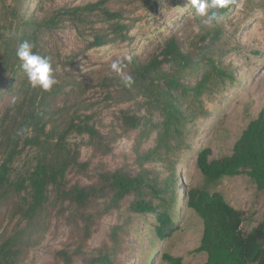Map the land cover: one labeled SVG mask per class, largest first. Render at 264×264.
<instances>
[{
    "label": "trees",
    "instance_id": "16d2710c",
    "mask_svg": "<svg viewBox=\"0 0 264 264\" xmlns=\"http://www.w3.org/2000/svg\"><path fill=\"white\" fill-rule=\"evenodd\" d=\"M31 1L13 0L3 3L0 9V148L5 153L0 163V200L11 190L22 194L13 211V218L18 217L19 229L0 240V264H22L23 254L42 243L50 201L54 205L68 202L71 212L67 220L73 229L72 242L57 252L55 264H74L78 258L83 264H115L106 242L96 249L89 248L88 241L97 230L99 220L121 208L128 196H134L127 207L128 214L125 211L127 216L153 212L159 222L157 235L169 237L176 229L169 207L170 201L175 200L171 181L163 182L154 169H134L125 163L115 170L102 171L96 182L68 186V169L89 165L80 160L78 142L74 149L70 147L69 137L73 133L86 134L88 143L107 155L130 132L138 130L136 139L141 143L157 131L155 146L143 152L137 150L136 163L163 159V155L171 153L172 141L182 131L185 116L178 93L198 98L207 91V83L213 78L233 79L232 72L219 66L210 55L209 49L220 38V30L214 22L202 38L209 36V41L201 48L186 46L179 36L172 34L162 38L163 45L157 53L143 56L133 52L132 61H124V72L131 74L135 81L129 88L111 69L112 62L124 56L113 57L100 68L83 72L76 55H64L51 40L54 31L68 21L79 32L90 25L92 38L86 42L88 48L113 43L123 47V43L134 39L130 36L134 24L124 20L122 10L112 9L108 0H97L53 9L45 16L29 15ZM251 1L244 0L248 12L253 9L249 6ZM236 2L232 0L228 8L222 9V16ZM44 3L38 4V12L45 10ZM94 14L98 16L96 20L90 18ZM97 23L108 24L110 32H103L101 27L96 29ZM25 40L35 45V52L51 58L59 81L51 91L34 89L28 82L16 55L19 44ZM203 62L207 68L203 67L200 80L195 86L187 85L182 80L184 73L200 69ZM169 63L172 70L165 68ZM94 81L106 91L105 98L116 103L139 96L144 98V103H137V110H120L117 117L120 131L114 128L105 134L93 120L94 113L79 114L87 87L94 85ZM66 94H72L76 100L68 108L66 100L62 101L63 105L59 104ZM143 104L148 107L144 115L138 112ZM154 111H159L162 121L155 122ZM22 128L27 132L17 135ZM26 148L33 150V161L13 179V164ZM196 163L204 184L188 189L187 205L203 219L201 241L195 248L196 252L207 254L203 264H264V219L251 230H244L245 212L234 207L217 190L224 178L246 174L258 190L264 191V111L248 123L232 153L213 158L212 148L204 147L198 151ZM162 257L169 264H186L181 256L164 253Z\"/></svg>",
    "mask_w": 264,
    "mask_h": 264
},
{
    "label": "rangeland",
    "instance_id": "374dc122",
    "mask_svg": "<svg viewBox=\"0 0 264 264\" xmlns=\"http://www.w3.org/2000/svg\"><path fill=\"white\" fill-rule=\"evenodd\" d=\"M12 1L0 0V9L3 3L9 4ZM93 1L97 0H32L28 12L29 15L45 16L53 9ZM39 3H44V11L38 12ZM107 4L114 10H122L124 20L134 24L130 31V36L134 38L131 43L128 40L123 43V47L113 43L88 48L86 42L92 38L90 25L84 26L82 32H79L68 21L65 26L56 29L51 38L64 55H76L83 72L88 68H100L113 57L133 52L143 56L157 53L161 50L163 39L172 34L179 36L186 46L196 48H201L209 41V36L202 38L211 26L202 23L203 18L196 15L188 0H108ZM249 6L253 9L248 12L245 10L244 0H237L229 12L216 22L220 38L209 49L216 63L232 72L233 79L213 78L207 83V91L198 98L178 93L179 105L185 116L182 131L172 141L171 153L163 155V159L136 163L137 150L143 152L155 146L157 131L141 143L136 139L138 130L130 132L116 142L114 151L107 155L101 154L93 144L88 143V135H70V147L74 149L78 142L81 149L80 160L89 162V165L70 167L66 176L68 186L77 182H96L102 171L115 170L125 163H129L134 169H154L163 182L171 181L175 200L170 201L169 207L176 229L169 237L160 238L157 235L156 226L159 222L155 213L127 216V207L134 196H128L121 208L99 220L97 230L88 241L89 248L96 249L106 242L115 264H169L162 257L164 253L181 256L186 264H203L206 261L205 252L195 251L201 241L203 219L187 205L188 189L204 184V177L196 163L198 151L211 147L213 158L232 153L236 140L248 123L264 111V0H252ZM90 18L96 20L98 16L94 14ZM100 27L103 32H110L108 24L102 26V23H97L96 29ZM202 65L198 70H187L182 80L187 85L195 86L202 77L203 67L207 68L204 62ZM171 66L169 63L165 68L172 70ZM96 82L98 81H94V85H88L79 114L94 113L93 120L97 121L96 125L105 134L114 128L120 131V121L117 118L120 110H137V103H144V98L139 96L116 103L105 98L106 91ZM70 88L71 86L66 90ZM64 100L67 102L66 108L73 106L76 101L72 94L63 95L59 104L63 105ZM92 102L95 104L88 105ZM147 108L143 104L138 112L147 114ZM154 120L162 121L159 111H154ZM1 150L0 148V163L5 157ZM33 156V150L26 148L16 158L13 179L17 174L25 172L31 165ZM217 190L234 207L245 212L244 230H251L264 219V191L258 190L248 175L226 177ZM21 197V193L11 190L0 200V240L19 229L18 217L13 218V211ZM4 199L5 203L2 205ZM67 205L68 202L55 205L51 201L47 203L49 212L43 241L23 254L25 259L22 264H55L57 252L72 242L73 229L67 220L71 208L68 209ZM74 264L83 263L78 258Z\"/></svg>",
    "mask_w": 264,
    "mask_h": 264
},
{
    "label": "clouds",
    "instance_id": "9594fccd",
    "mask_svg": "<svg viewBox=\"0 0 264 264\" xmlns=\"http://www.w3.org/2000/svg\"><path fill=\"white\" fill-rule=\"evenodd\" d=\"M232 0H188V4L195 9L196 15L202 17L204 25L212 26L214 22H219L222 17V9L230 6ZM35 45L27 40L19 44L16 55L21 61V67L34 89L51 91L59 83L49 56L41 55L34 51ZM131 62L132 56L126 55L118 58L111 64V69L120 77L121 83L125 87L134 84V77L124 72V61ZM27 132L26 128L18 131L17 135L23 136Z\"/></svg>",
    "mask_w": 264,
    "mask_h": 264
}]
</instances>
